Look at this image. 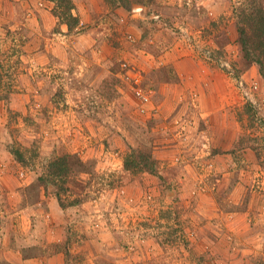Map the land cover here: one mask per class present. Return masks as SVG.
<instances>
[{
  "label": "rangeland",
  "instance_id": "374dc122",
  "mask_svg": "<svg viewBox=\"0 0 264 264\" xmlns=\"http://www.w3.org/2000/svg\"><path fill=\"white\" fill-rule=\"evenodd\" d=\"M72 3L0 0V264H264V0Z\"/></svg>",
  "mask_w": 264,
  "mask_h": 264
},
{
  "label": "trees",
  "instance_id": "16d2710c",
  "mask_svg": "<svg viewBox=\"0 0 264 264\" xmlns=\"http://www.w3.org/2000/svg\"><path fill=\"white\" fill-rule=\"evenodd\" d=\"M51 2H55L57 1V14L60 13V10H65L66 11V15H69V17L73 20L77 21V18L74 17L73 15V3L72 0H49ZM256 8V7H255ZM59 15V14H58ZM237 15V19H238V23L240 26H242L241 24V16H243V13H236ZM245 17V16H244ZM252 17H254L256 24L254 25L255 29L254 32L256 31L257 33H259V41L256 43L254 42V45L257 47L254 52L256 54L257 57L252 55V49L249 48V40L248 37L246 35L245 29L241 27V42L243 45V48L245 50L246 56L247 58L250 60H252L253 62H256L259 66H261V68H264V14L261 8L257 9L256 11H254L252 13ZM263 77H264V69H263ZM146 105V104H145ZM15 156L17 157L18 160H23L24 156L20 151H16ZM57 160H61V159H57ZM64 167L67 165L66 163H63ZM155 161L152 160V158L148 155H146L143 152H139V151H133L131 154L127 155L126 159H125V169L128 171H132L135 170L136 167H139V172H144L147 170L150 171H154L153 170V166H155ZM52 165V164H51ZM59 164H55L53 165L54 167H57ZM152 167V169H151ZM60 168V166H59ZM68 168V167H67ZM146 168V169H144ZM56 171H58L55 168ZM52 171V169H51ZM50 171V172H51ZM56 171H52V173L50 175H43L40 178L44 181H48L51 182L53 185H55V190H56V194L57 196H59L60 198V203L64 204L63 199L61 197L60 191H69V188L67 189L66 184L68 181V177H66L65 174L56 172ZM67 174H69L67 172Z\"/></svg>",
  "mask_w": 264,
  "mask_h": 264
},
{
  "label": "crops",
  "instance_id": "0c3cea01",
  "mask_svg": "<svg viewBox=\"0 0 264 264\" xmlns=\"http://www.w3.org/2000/svg\"><path fill=\"white\" fill-rule=\"evenodd\" d=\"M209 95H210V94H207V93H205V94L203 95V93H202V98H201V99H202V105H203V102H204L205 100L208 99V96H209ZM211 99H212V98H209L208 101L211 100ZM221 99H222V98H219L218 100H214V103H213V105H211V106L208 105V101H207L206 106L208 107V109H205V110H204L205 112L208 111V113L213 114L212 118H210V128H209L208 133H209L210 136H212V141H213V146H214V148L217 146V144H216V138H215V136H214V135H215V132H213L212 129H215V124H214V123H216L215 118L218 117L219 120L221 121V119H222V117H223V112H222L223 102H222ZM215 101H216V102H215ZM219 111H220L222 114H218V115H216ZM219 123L222 124L221 122H219ZM212 127H214V128H212ZM221 130H223V129H221ZM221 130H219V131H221ZM222 137H223V140H224V148H226L225 136L222 135Z\"/></svg>",
  "mask_w": 264,
  "mask_h": 264
},
{
  "label": "built area",
  "instance_id": "2783aa9c",
  "mask_svg": "<svg viewBox=\"0 0 264 264\" xmlns=\"http://www.w3.org/2000/svg\"><path fill=\"white\" fill-rule=\"evenodd\" d=\"M241 86L244 87L245 85L243 83H241ZM255 89H258L257 85H255L254 87ZM136 94L139 97V99L142 101V103H144L143 105L147 104L149 102V97L145 94L144 90L142 88H138L136 90ZM248 96V93H245ZM142 111L144 112L145 109L143 108Z\"/></svg>",
  "mask_w": 264,
  "mask_h": 264
}]
</instances>
